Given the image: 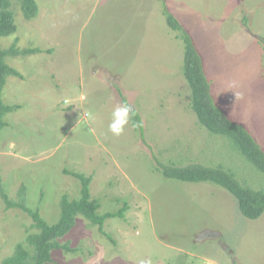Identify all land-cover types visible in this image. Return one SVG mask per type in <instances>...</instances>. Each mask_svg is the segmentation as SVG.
I'll use <instances>...</instances> for the list:
<instances>
[{"label": "rangeland", "instance_id": "374dc122", "mask_svg": "<svg viewBox=\"0 0 264 264\" xmlns=\"http://www.w3.org/2000/svg\"><path fill=\"white\" fill-rule=\"evenodd\" d=\"M27 19L14 0L16 33L0 46L41 52L8 56L22 77L3 92L0 129V264L28 234L33 217L9 200L38 209L50 224L61 199L92 198L108 217L103 230L78 215L46 264H264V213L249 219L237 198L212 182L165 177L160 164L223 167L244 185L264 187V172L226 135L209 131L192 109L185 45L164 4L190 33L212 94L264 149V0H36ZM138 112L119 136L111 112ZM134 118V119H133ZM69 170L71 172H66ZM108 234V235H106Z\"/></svg>", "mask_w": 264, "mask_h": 264}, {"label": "trees", "instance_id": "16d2710c", "mask_svg": "<svg viewBox=\"0 0 264 264\" xmlns=\"http://www.w3.org/2000/svg\"><path fill=\"white\" fill-rule=\"evenodd\" d=\"M20 4L21 10L27 19H33L38 15L39 6L36 0H15ZM14 0H0V37L16 33L18 27L15 21ZM164 13L170 27L179 32L185 45L184 74L192 88V109L197 114L199 121L209 131L215 134L226 135L234 140L243 154L264 172V149L258 143L252 133L240 123L231 119L228 114L216 104L212 94L211 82L205 72L202 55L196 47L191 35L183 27L181 22L170 12L164 4ZM41 52L40 48L19 49L14 43L9 48L0 46V129L8 122L4 117L14 110L19 109V104H6L3 100V90L8 77L22 74L7 63L8 56L29 55ZM135 122L140 128L142 120L136 112ZM133 118V119H134ZM158 169L165 177L189 182H212L224 187L238 200L239 207L244 216L249 219H258L264 213V187L255 189L242 184L233 173L223 167H210L202 164L188 166H176L160 164ZM66 172H71L66 170ZM82 183L79 198L70 199L64 194L61 199V217L54 224L48 223L38 209L27 207L24 203L12 202L7 193L1 189L2 195L9 206H20L35 220L34 226L38 232L28 234L26 243H19L15 252L4 260V264H46L53 260L52 252L56 249L72 250L68 244H62L60 238L69 233L75 226L77 216L83 215L93 225H103L108 217L123 216V210L99 214L101 203L92 198L90 185L92 177L81 172H71ZM108 235V234H106ZM109 236V235H108Z\"/></svg>", "mask_w": 264, "mask_h": 264}, {"label": "clouds", "instance_id": "9594fccd", "mask_svg": "<svg viewBox=\"0 0 264 264\" xmlns=\"http://www.w3.org/2000/svg\"><path fill=\"white\" fill-rule=\"evenodd\" d=\"M135 114L136 110L132 104L128 102L117 103L111 112V120L108 125L109 131L116 136L121 135L125 126ZM138 264H151V262L147 259H140Z\"/></svg>", "mask_w": 264, "mask_h": 264}]
</instances>
